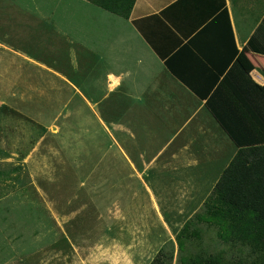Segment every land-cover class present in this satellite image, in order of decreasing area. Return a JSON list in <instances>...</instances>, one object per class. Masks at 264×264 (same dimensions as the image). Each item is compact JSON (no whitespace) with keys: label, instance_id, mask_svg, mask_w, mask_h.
Returning a JSON list of instances; mask_svg holds the SVG:
<instances>
[{"label":"crops","instance_id":"0c3cea01","mask_svg":"<svg viewBox=\"0 0 264 264\" xmlns=\"http://www.w3.org/2000/svg\"><path fill=\"white\" fill-rule=\"evenodd\" d=\"M6 2L16 28L29 31L27 48L9 34L14 54L31 57L28 49L38 42L53 63L63 61L71 77L62 73L73 82L104 71L107 128L117 133L129 172L171 173L208 197L240 149L207 104L213 94L232 120L264 138L256 119H264V0H136L129 18L99 13L89 0ZM235 47L252 62L249 73L234 62ZM0 62L13 72L14 62Z\"/></svg>","mask_w":264,"mask_h":264},{"label":"rangeland","instance_id":"374dc122","mask_svg":"<svg viewBox=\"0 0 264 264\" xmlns=\"http://www.w3.org/2000/svg\"><path fill=\"white\" fill-rule=\"evenodd\" d=\"M6 1L0 0V60L15 67L0 62V264H149L176 242L206 195L171 173L129 172L119 137L107 128L104 71L73 82L62 73L71 77L63 61L53 63L38 42L28 49L31 57L14 54L8 36L27 48L29 31L16 28ZM201 228L191 249H220L214 228Z\"/></svg>","mask_w":264,"mask_h":264},{"label":"trees","instance_id":"16d2710c","mask_svg":"<svg viewBox=\"0 0 264 264\" xmlns=\"http://www.w3.org/2000/svg\"><path fill=\"white\" fill-rule=\"evenodd\" d=\"M89 1L125 18L130 17L136 2ZM222 16L228 19L230 25L226 8ZM235 52L234 62L241 72L249 73L253 68L252 62L244 51L235 47ZM173 72L184 80L180 73ZM195 92L201 94L200 91ZM215 96L206 97L207 104L240 149L205 200L202 209L189 218L178 232L176 242L171 240L165 244L149 264H173L176 245L179 264H264V138L253 135L250 129L245 128V121L232 120L223 104H216ZM256 119L264 133V119ZM203 224L214 228L217 240L222 245L220 249H191V244L202 238Z\"/></svg>","mask_w":264,"mask_h":264}]
</instances>
